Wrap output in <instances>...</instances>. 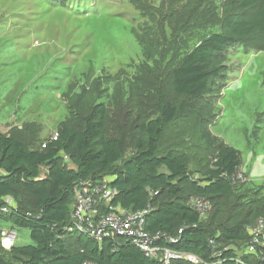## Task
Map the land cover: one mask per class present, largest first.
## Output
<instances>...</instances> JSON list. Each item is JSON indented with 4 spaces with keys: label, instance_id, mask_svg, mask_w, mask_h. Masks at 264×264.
Wrapping results in <instances>:
<instances>
[{
    "label": "rangeland",
    "instance_id": "obj_1",
    "mask_svg": "<svg viewBox=\"0 0 264 264\" xmlns=\"http://www.w3.org/2000/svg\"><path fill=\"white\" fill-rule=\"evenodd\" d=\"M236 10L235 0H0V133L41 150L61 123L103 103L106 136L123 137L127 157L129 129L155 117L160 88L174 104L191 103L164 137L187 152L190 170L208 161L201 135L240 152L243 179L230 197L208 201L203 224L252 225L264 217V52L253 40L229 46L217 59L222 76L199 100L170 87L183 57ZM12 231L29 242L28 230Z\"/></svg>",
    "mask_w": 264,
    "mask_h": 264
},
{
    "label": "trees",
    "instance_id": "obj_2",
    "mask_svg": "<svg viewBox=\"0 0 264 264\" xmlns=\"http://www.w3.org/2000/svg\"><path fill=\"white\" fill-rule=\"evenodd\" d=\"M235 4L237 10L222 20V33L200 41L172 70L170 87L175 96L195 101L209 95L223 72L217 59L229 46L253 40L250 46L264 52V0H235ZM156 99L155 117L131 125L127 144L132 152L127 157L123 137L106 136L103 103L93 105L75 123H61L56 139L48 140L41 150H31L0 133V205L9 197L15 206L9 213H0V218L9 216L14 227L28 230L30 237L28 244L8 250L0 242V264H160L130 242L104 240L98 244L65 231L74 184L106 179L117 191L114 206L139 211L149 205L144 230L176 239L174 243L161 239L158 245L213 261L208 241L214 238L219 250L216 260L221 264H260L237 254L249 238L245 229L251 225L246 220L212 228L188 205L192 196L210 202L234 193L239 185L235 178L240 152L223 144L212 147L201 135L200 146L208 151V161L202 168L190 170L187 152L174 145L167 147L164 137L191 103L174 104L160 88ZM61 156L74 169L65 168ZM72 245L81 246L82 252L72 251Z\"/></svg>",
    "mask_w": 264,
    "mask_h": 264
},
{
    "label": "built area",
    "instance_id": "obj_3",
    "mask_svg": "<svg viewBox=\"0 0 264 264\" xmlns=\"http://www.w3.org/2000/svg\"><path fill=\"white\" fill-rule=\"evenodd\" d=\"M55 135L52 140L56 139ZM45 145H43V148ZM240 173L235 180H242ZM117 191L106 181L92 183L90 181H79L73 187V204L69 223L65 231L70 234L83 235L98 244L104 240L113 242H130L141 250L148 258L157 260L160 264H172L183 262L187 264H221L216 260L219 256L217 242L214 238L209 239L213 261H206L195 255L172 250L157 243L161 240H169L171 243L176 239L164 235L150 234L144 230L145 217L150 213L148 205L144 210L129 211L119 206H114L112 201ZM11 198H4L3 205H0V213H9L13 205ZM188 205L201 215L207 213L210 204L199 197L192 196ZM248 241L243 248V254L255 258L260 264H264V217H260L245 229ZM0 237L3 240L13 242L16 234L12 230L1 231ZM239 262V259H237ZM82 264H96L91 261H84Z\"/></svg>",
    "mask_w": 264,
    "mask_h": 264
},
{
    "label": "crops",
    "instance_id": "obj_4",
    "mask_svg": "<svg viewBox=\"0 0 264 264\" xmlns=\"http://www.w3.org/2000/svg\"><path fill=\"white\" fill-rule=\"evenodd\" d=\"M71 169H74V167H72ZM14 206V203H13V205H12V207ZM15 207V206H14ZM5 218H0V222H6V223H10V230H14V229H20V228H17V227H14V225H13V223H12V220L10 219V217L9 216H4ZM69 219H70V217H69ZM0 225H2L1 223H0ZM0 228H4V227H1L0 226ZM1 231H4L3 229H0V232ZM29 232V231H28ZM17 236H16V238H15V240L13 241V242H9V241H7V240H3V239H1V237H0V242H1V245H2V247L3 248H5L6 250H8V249H10L12 246H14V245H25V244H28L29 242H30V237H29V242L28 243H25V244H18L17 242ZM242 249H238V251H237V254L238 255H242L243 254V251H241Z\"/></svg>",
    "mask_w": 264,
    "mask_h": 264
}]
</instances>
